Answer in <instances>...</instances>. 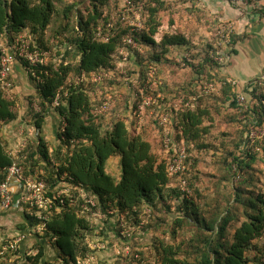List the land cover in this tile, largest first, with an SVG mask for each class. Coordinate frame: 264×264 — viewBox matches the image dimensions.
<instances>
[{
  "label": "trees",
  "instance_id": "trees-1",
  "mask_svg": "<svg viewBox=\"0 0 264 264\" xmlns=\"http://www.w3.org/2000/svg\"><path fill=\"white\" fill-rule=\"evenodd\" d=\"M166 1L134 0L144 5L143 29L131 32L129 26L120 25L110 40L104 42L98 36L97 28L103 18L108 23L120 0H0V43L13 46L18 36L26 35L33 50L50 52L47 65L34 69L42 82L31 74L32 68L25 61L21 63L34 87L25 121L41 131L53 108L65 123L63 132L61 127L56 130L55 144L40 135L36 143L28 142L13 156L0 141V183L14 162L23 166L27 175L39 170L47 181L49 196L55 191L60 177L67 175V182L81 186L85 194L97 199V211L104 215L108 225L101 230L103 236L119 231L120 215L128 213L127 225L134 226L144 211L150 209L151 217L144 230L147 231L155 212L161 208L168 216V220H161L162 223L172 225L173 242L167 244L156 235L152 246L154 252L146 253L149 249L145 253L139 251L140 260L117 258L124 264H142L145 260L152 264H264V171L253 167L257 162L264 163V139L253 141L250 131L254 121L256 128L264 130V94L257 95L256 87L243 91L249 99V107L245 110L238 102L240 92L228 84L219 86L220 90L214 96L205 97L204 93L200 96L194 93L198 87L193 80L189 84H179L174 73H168L170 77L166 80L161 78L162 66L172 63L169 55L174 49L190 44L175 27H172L174 31H162L160 12L166 9ZM174 1L175 4L184 2ZM83 5L86 12L82 11ZM48 32L51 38H47ZM129 34L142 51L126 47L128 56L125 57L120 52L125 47L123 40ZM210 57L209 54L205 56L195 73L204 79L206 77L200 71L212 69ZM216 64V69L222 67L221 62ZM151 72L165 80L161 88L167 94H164L163 105L145 110L146 120L153 124L138 130L132 115L138 104L135 94ZM82 74L88 75L89 80L77 83L75 79ZM95 74L109 75L101 88L93 81ZM125 77L130 79L129 89ZM117 85L124 87L121 91L123 100L113 104L111 97L118 96ZM59 92L62 93L60 105L54 106ZM6 93L0 82V127L17 121L19 116L15 102L7 99ZM189 98L195 99L194 108H185L184 104L179 106L181 100L188 101ZM106 100L111 101L112 107L101 113L99 104ZM172 100L179 106H172L175 110V121L171 124L174 140L176 144L186 146L188 153L184 178L191 189L189 197L179 187L180 178L168 171L174 150L166 151L160 139V116L170 112ZM33 104L40 106L41 111L37 112ZM222 108L237 112L234 118L244 121L236 140L227 133L219 135L228 138L221 142L223 149L214 140L219 136L212 134L215 120L211 114L212 109L219 111ZM211 152L223 154L210 166L213 175L201 169V161L207 160L206 156ZM110 159L119 160V178L106 171ZM204 175H212L206 184L202 182L207 177ZM203 185L212 189L210 193ZM74 195L80 206L82 192L76 191ZM55 208L48 214L47 222L39 220L37 215H25V229L20 233L25 240L12 254H25L33 264L42 260H45L44 264H72L88 256L87 238L96 229L91 228L90 221L79 214L78 208L60 211ZM109 211L115 214L110 215ZM43 224L45 231L37 233V228ZM182 224H190L193 228L190 245L174 244ZM157 232L161 233L159 229ZM31 236L36 239L35 256L31 255L33 249L28 253L24 251ZM141 240L132 242L134 254L138 253ZM50 250L54 256L49 258ZM8 254L5 252L0 261ZM181 254L184 258L179 260Z\"/></svg>",
  "mask_w": 264,
  "mask_h": 264
},
{
  "label": "built area",
  "instance_id": "built-area-1",
  "mask_svg": "<svg viewBox=\"0 0 264 264\" xmlns=\"http://www.w3.org/2000/svg\"><path fill=\"white\" fill-rule=\"evenodd\" d=\"M174 1V0H173ZM234 3L239 5H248L249 3L259 4L264 0H232ZM144 22V5L137 4L134 0H120L117 10L113 13L111 19L108 23L103 18L100 25L97 28L98 36L104 42L110 40L111 35L120 25H127L130 27L131 32L141 31L143 29ZM229 35L233 34V27L230 25L226 28ZM230 42V40H228ZM124 48L121 50L120 54L127 57L128 53L126 52V47L142 51V48L136 43L133 35L129 34L123 40ZM50 59V52L48 51H38L33 50L31 47L30 40L26 35L18 36L13 46L0 43V82L3 86V89L6 92H10L14 88V70L16 64H21L22 61H25L32 69L31 74L37 77L38 82H42L39 77L36 75L35 68L39 66L47 65ZM217 61H222V56L216 58ZM126 75V74H125ZM107 74H95L93 81L97 84L99 88L104 84V79L107 78ZM148 81L139 88L135 94V98L138 99V104L134 108L132 113L133 117L137 121V125L140 129H144L146 126V117L145 110L147 108H153L155 105H159L164 98L160 95L157 97L153 96V87H157V81L154 78L153 72L149 74ZM90 77L86 74H82L80 78L77 79V83L86 82ZM111 79H114V75H111ZM261 80L264 82V73L261 77ZM125 84L128 89L130 87V79L125 77ZM103 83V84H102ZM233 87H237L235 82H230ZM227 85V83H222L221 86ZM250 88V87H249ZM248 88V89H249ZM202 93L209 94L213 93L216 90L211 83H204L202 86ZM245 88L240 90L238 102L241 106L247 110L249 107L248 99L246 94H244ZM149 92V93H148ZM101 90H99V95H101ZM151 94V95H150ZM62 93H58L55 105L59 106L62 98ZM161 97V100L159 98ZM194 98H189L188 101L181 100L179 106L182 104L185 105V108H194ZM163 105V104H162ZM37 112L41 111L40 106L33 104ZM176 107H179L178 104H175ZM112 107L111 101L106 100L102 101L99 104V112L106 113ZM153 114V112H151ZM27 125V122H24ZM61 131H64L65 123L64 120H61ZM172 124L171 113L164 112L160 116L159 127L162 131V144L166 151L174 150V156L170 160L168 171L172 176L178 177L179 187L187 197L191 194V189L188 187L189 183L184 178L186 175L188 166L187 159L188 153L187 148L184 145L176 144L174 137L170 131V125ZM257 122H253V126L250 128L251 139L253 141L263 140L264 139V130L261 128H256ZM0 133L2 127H0ZM34 136H40V130L34 126ZM1 141V138H0ZM4 145V144H3ZM28 145V141H23L22 146L19 150L14 153H9L10 156L18 154ZM67 175L60 177L59 184L55 188V191L52 192V196L48 195V184L44 177L41 176L39 170L32 173L31 175L26 174V170L23 166L19 165L17 162H14L5 172V179L0 183V212L9 213L14 210L23 212L29 216L37 215L38 219L41 221L47 222L49 219V213L56 207L58 211L68 210L71 208H78L79 214L85 216L91 223V228L96 226L92 225V220L103 221L105 220L104 215L98 209V201L95 197L89 196L84 193V190L81 186H75L71 182H67ZM70 181V179H69ZM72 181V180H71ZM76 191L82 192L83 202L80 206L77 205V198L74 193ZM54 194V196H53ZM110 215H114L115 212L109 211ZM129 215H120L117 233L114 232V238L116 242L112 243L105 236L100 237L97 242H92L89 244L90 253L85 258H79L72 264H98L96 257L93 255V252L107 251L109 248L113 247L114 254L117 258H133L140 260V254H134L132 242L141 240V237L145 233V226L148 224L151 217V210L146 209L143 215L140 217L138 224L134 226H128L126 221V216ZM105 223V222H104ZM46 225L43 224L41 227H38L36 232L43 233L45 231ZM102 227L97 226L96 231L101 234ZM25 236L18 235L16 238H11L4 240L3 236L0 234V246L2 250L0 251V258L4 255L5 252L10 254L16 253L18 251L19 245L24 242ZM147 250V249H146ZM92 251V252H91ZM59 264V263H58ZM142 264H152L148 260L142 261Z\"/></svg>",
  "mask_w": 264,
  "mask_h": 264
},
{
  "label": "rangeland",
  "instance_id": "rangeland-1",
  "mask_svg": "<svg viewBox=\"0 0 264 264\" xmlns=\"http://www.w3.org/2000/svg\"><path fill=\"white\" fill-rule=\"evenodd\" d=\"M168 4H166V9H162L160 12V20L162 23V31L166 32V31H174L172 30V27L177 28L178 32H181L182 34H184L185 36H187L188 38H190V44L188 46L189 49H187V51L185 52H178L175 51L174 53H172L171 55H169L172 63H167L164 66H162V71H160V75L161 78H164L165 80L167 78L170 77V73H174L175 75V79L179 82V84H184L185 82H188L189 79L193 80V83L197 85L198 89L194 92L196 93V95H202V86L204 83H210L216 87V91L213 93H209V94H204L203 96L205 97H209V96H214L215 94H217L219 92V88L218 85L221 84V80L223 78H221L217 73L212 72L213 68L216 69L217 64L219 63V61L216 60L217 57L219 56H223L224 54H226V51L228 49V47L230 46L231 42H229L228 40H230L231 35H229L228 31L226 30V28H228L230 26V24H224V26L220 25L219 23L216 22H211V20H207V24L205 25L204 22H202L203 24V33L200 35L199 31H196V27H200V23H201V18H200V14L199 13H192L193 14V20L190 19V15H185L184 13V2L183 4L176 2L177 4H175L173 0H167L166 1ZM84 5L86 6L87 3L84 2ZM82 6V11L86 12V8L85 6ZM175 6V7H174ZM118 7V6H117ZM114 9L113 13L115 12ZM111 13V11H109ZM113 15V14H112ZM111 15V17H112ZM111 19V18H110ZM205 20V19H204ZM203 20V21H204ZM220 25V26H219ZM51 33L48 32L47 33V38H51ZM192 39H195L196 41H192ZM51 43H53V40H50ZM194 42V43H192ZM209 54L211 55L210 58H212V69L210 71H208V69H202L200 71V73L205 76L206 78H202L201 76L195 74L197 73L196 70L199 69L200 64L202 62V60H204L205 56ZM216 65V66H215ZM23 69V68H22ZM210 72V73H209ZM170 75H169V74ZM159 74H155L154 78H156L157 81V87H153V96L157 97V95H160L162 98H164V94H167L166 91L162 90V84H164L165 80L164 79H159L160 77L158 76ZM164 75V76H163ZM209 77V81L208 80ZM149 75H147V80H145L146 82L149 79ZM14 88L13 90H11L10 92L6 93V98L9 100H12L15 102V110L18 113V115L20 116V112L22 110H24L23 108L27 109L28 107H30L29 105V99L33 96L34 94V87L32 86L29 77L27 76V73L23 70L22 71V76L21 78L19 77L18 80H15L14 76ZM77 79H75V81L77 82ZM73 82L72 80H70V83ZM163 82V83H162ZM226 86V85H225ZM224 86V87H225ZM257 95L261 96L262 93L264 94V82L261 80L260 82L257 83ZM124 87L123 85H117L116 86V91H118V96L115 95L111 97V101L113 102V104H117L118 102H120V100H123V93H121V91H123ZM127 89V88H126ZM247 90V87L245 88ZM160 90V91H159ZM33 92V93H32ZM149 93V92H148ZM151 95V94H150ZM161 97L159 98V100H161ZM249 100V99H248ZM164 101H162L160 104L162 105ZM171 106L169 107L171 116H172V122L174 123L175 121V110H173V105L174 104H178V102L175 103V101H171ZM28 111V110H27ZM52 114V115H51ZM214 117V128L213 130V136L214 137H218L221 133H227L231 136V138L233 137L234 140H236V137H238V132L242 131V125L244 123V121H241L242 119H236L234 118L235 115L237 114V112L235 111H229L227 108H222L219 111H217V109H212V113H211ZM51 115V116H50ZM50 117L46 118L47 121L50 124V128L51 131L53 132V125L54 123L52 121H55L59 124H61V121H59L61 118L59 116L58 113H56L55 109H51L50 112ZM146 126H150L151 124H153L151 121L146 120ZM26 122V121H25ZM28 124V123H27ZM46 124V123H45ZM30 125V124H28ZM209 125V123H208ZM4 126V125H3ZM2 126V131L4 130V127ZM145 126V128H146ZM1 129V128H0ZM138 130H142L138 127ZM170 131L172 136L174 137V131L172 128V125H170ZM0 133V138L2 137ZM225 135V134H224ZM226 136V135H225ZM37 137L32 135H26V140L28 141L33 139H36ZM175 138V137H174ZM222 136H219L218 138L214 139L218 142V147L222 148L221 142L224 141V139H228L223 138ZM160 139L161 135H160ZM212 139V138H211ZM210 139V140H211ZM216 142V143H217ZM5 145V144H4ZM7 148V146H5ZM157 149V148H156ZM223 149V148H222ZM8 151V150H7ZM193 152V151H192ZM194 155L196 156L197 153H194ZM223 155V154H222ZM221 155V156H222ZM220 155H215V153H209L206 158L207 160H202L201 161V169L204 171H208L209 173H211L212 175L214 174L213 171H211V167L212 163H215L217 160L219 161ZM200 157H202V155H200ZM117 159H110L107 163L110 164L111 162H114ZM209 164V165H208ZM210 167V168H209ZM255 170H262L264 171V163L262 162H257L253 165ZM114 168L118 169L117 171L121 174V170L119 165H114ZM110 175L117 177V174H114V172L111 171H107ZM212 175H204L207 176L204 178V180H202V182H205L207 180H211V176ZM209 177V178H208ZM256 182H259V180H256ZM207 182H205L206 184ZM203 189L210 193V191L212 190L211 188L203 185ZM260 191L262 189H259ZM209 195V194H207ZM205 205V202L203 203V206ZM210 210L213 209V206L209 208ZM160 210V211H159ZM158 212H155V215L153 217V220L151 219L152 225H150L147 228V231H145L144 233V237H143V241L142 243H140V247H138V254H140L139 251L145 253L144 251H146V249H149L146 251V253L148 251H152L154 252V248L152 249L153 246V242L154 239L156 240L157 238H155L156 235L160 236L159 238L163 239L165 241V243L167 244H171L173 242V237L171 236L172 233L171 230V226L170 225H166L164 223H162L161 220H168V216H166L167 214H164L161 211V208H158L157 210ZM157 214V215H156ZM170 220V219H169ZM168 222V221H167ZM25 220L24 218L20 215V214H16L13 212H9V213H3L0 212V234L3 236L4 240H8L11 238H16L18 235H20V233H22V230L25 229ZM92 225L93 226H108L106 225L103 221H98V220H92ZM159 225V226H158ZM188 225H183L181 227H179V232L177 233L176 239H175V245H180L181 243H184L187 245V243L190 245V239L192 238V230L193 228L191 226ZM192 225V224H191ZM158 226V229L161 231V233L157 232L158 229H156ZM169 226V227H167ZM95 227V229H96ZM161 227H163L164 229H162ZM94 234L92 236H89L87 238L88 243H92V242H97V240L100 237H103V234L98 233L96 230H94ZM111 231V230H109ZM106 239H108L109 241H111L112 243L116 242V238H114V232H110L109 235L105 234ZM86 240V241H87ZM36 244V239L33 238L32 236L29 237V239L26 242V248L24 249L25 252H30L33 249V246H35ZM187 247V246H186ZM185 247V248H186ZM182 248V247H181ZM183 249V248H182ZM186 250V249H183ZM37 254V251H35L33 249L32 251V256H35ZM48 257H53L54 256V252L52 250H50L48 252ZM93 255L96 257L98 264H124L123 261H121L120 259H117V257L114 254V250L113 247L109 248L107 251H96L93 252ZM181 257H179V260H182L184 258V255H180ZM1 264H33L31 263L29 260L26 259L25 254H8L4 260L0 261ZM45 260L40 261L38 264H44Z\"/></svg>",
  "mask_w": 264,
  "mask_h": 264
},
{
  "label": "crops",
  "instance_id": "crops-1",
  "mask_svg": "<svg viewBox=\"0 0 264 264\" xmlns=\"http://www.w3.org/2000/svg\"><path fill=\"white\" fill-rule=\"evenodd\" d=\"M183 6L185 7V15L191 14V20H193V12L194 14H200L201 25L196 27V31H199L200 35L203 33L202 22L206 25L208 19L222 26L230 24L233 27V34L230 38L231 44L226 54L222 56V67L214 70V73L223 78L221 84L227 83L233 87L230 82H235L237 87L233 88L239 92L246 87L247 90L249 87L250 90H254L264 73V1L259 4L239 5L232 0H184ZM188 39L190 41V38ZM192 41L196 40L192 39ZM187 49L189 48H175L172 53L175 51L185 52ZM23 70L25 71L21 64L15 65V80H18L19 77L21 78ZM191 81L192 79H189L185 83L189 84ZM23 109L20 112V116H18V120L7 124L1 133V141L7 146L6 150L11 153L21 148L23 141L26 140V135L34 136V126L24 124L28 108ZM58 119L61 121L62 118L58 117ZM55 121H52L54 123L53 132L49 122H46L44 129L40 131V135L53 144L57 141L56 130L61 125L59 124L60 122L57 123ZM35 140L31 139L29 142L36 143ZM114 165H119L118 159L108 164L106 171L114 172L119 178L121 174L117 171V168H114ZM13 213L20 214L25 219L23 212L14 210Z\"/></svg>",
  "mask_w": 264,
  "mask_h": 264
},
{
  "label": "clouds",
  "instance_id": "clouds-1",
  "mask_svg": "<svg viewBox=\"0 0 264 264\" xmlns=\"http://www.w3.org/2000/svg\"><path fill=\"white\" fill-rule=\"evenodd\" d=\"M62 120V119H61ZM62 126V124L60 125V127ZM62 130V129H61Z\"/></svg>",
  "mask_w": 264,
  "mask_h": 264
}]
</instances>
